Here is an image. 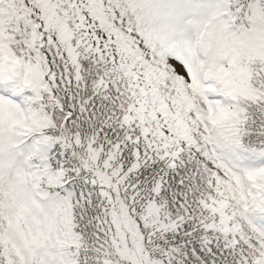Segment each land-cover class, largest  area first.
I'll return each mask as SVG.
<instances>
[{"label": "snow or ice", "instance_id": "6c2138e0", "mask_svg": "<svg viewBox=\"0 0 264 264\" xmlns=\"http://www.w3.org/2000/svg\"><path fill=\"white\" fill-rule=\"evenodd\" d=\"M0 264H264V0H0Z\"/></svg>", "mask_w": 264, "mask_h": 264}]
</instances>
